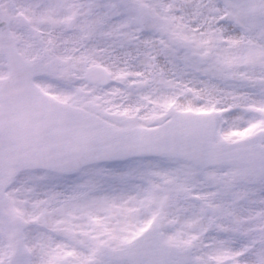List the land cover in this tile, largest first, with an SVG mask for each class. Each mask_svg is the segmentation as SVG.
I'll list each match as a JSON object with an SVG mask.
<instances>
[{
	"label": "snow or ice",
	"instance_id": "1",
	"mask_svg": "<svg viewBox=\"0 0 264 264\" xmlns=\"http://www.w3.org/2000/svg\"><path fill=\"white\" fill-rule=\"evenodd\" d=\"M0 264H264V0H0Z\"/></svg>",
	"mask_w": 264,
	"mask_h": 264
}]
</instances>
